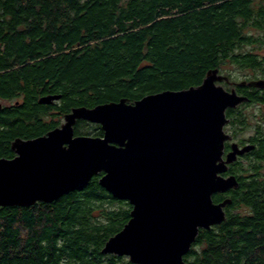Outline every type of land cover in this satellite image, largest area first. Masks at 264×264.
I'll use <instances>...</instances> for the list:
<instances>
[{
	"label": "trees",
	"instance_id": "1",
	"mask_svg": "<svg viewBox=\"0 0 264 264\" xmlns=\"http://www.w3.org/2000/svg\"><path fill=\"white\" fill-rule=\"evenodd\" d=\"M253 30L264 33V0H0V103L10 102L1 103L0 158L75 107L134 103L253 64L260 55L240 51L263 42ZM49 95L60 98L40 102ZM74 128L104 135L87 120ZM99 176L52 203L0 207V264H135L102 253L132 206ZM238 196L222 224L200 230L186 264H264V192Z\"/></svg>",
	"mask_w": 264,
	"mask_h": 264
},
{
	"label": "water",
	"instance_id": "2",
	"mask_svg": "<svg viewBox=\"0 0 264 264\" xmlns=\"http://www.w3.org/2000/svg\"><path fill=\"white\" fill-rule=\"evenodd\" d=\"M228 80L212 69L199 86L134 103L75 107L66 123L47 134L17 138L14 157L0 158V207L52 203L100 175L105 190L132 206L130 220L102 253L125 255L135 264H186L200 230L227 219L224 209L233 200L212 198L239 186L235 176H221L226 163L250 150L235 145L222 160L231 138L224 129L227 108L243 100L236 90L216 84ZM59 98L49 95L40 102ZM79 120L100 124L104 135H76Z\"/></svg>",
	"mask_w": 264,
	"mask_h": 264
},
{
	"label": "flooded vegetation",
	"instance_id": "3",
	"mask_svg": "<svg viewBox=\"0 0 264 264\" xmlns=\"http://www.w3.org/2000/svg\"><path fill=\"white\" fill-rule=\"evenodd\" d=\"M239 71H242L240 80H233L228 75V81L216 83L228 91L236 90L243 99L236 107L227 108L228 123L224 129L231 138L225 141L222 160L227 161L235 145L240 150L246 147H250V150L237 155L233 162L226 163L227 170L221 176H235L239 186L214 194L212 198L215 203L233 200L236 194L264 192V57L249 66L240 65ZM257 81L261 82L260 85H251V82ZM229 209V206L224 209L227 215Z\"/></svg>",
	"mask_w": 264,
	"mask_h": 264
},
{
	"label": "rangeland",
	"instance_id": "4",
	"mask_svg": "<svg viewBox=\"0 0 264 264\" xmlns=\"http://www.w3.org/2000/svg\"><path fill=\"white\" fill-rule=\"evenodd\" d=\"M252 34H255L257 37H260L263 40V42L262 43H255V44H252L251 46H245L243 48H240V51L243 49V52H252L254 54L260 55V57H264V33L253 30ZM239 70L240 69L235 65H228L226 70H224L225 72H223V74L227 75V76H228V74H231L233 80H240V76H242V71H239ZM1 103L6 105V104H9L10 102L9 101H2ZM64 122H65V119H64L62 124H64ZM231 204H233V203H231ZM235 210H237L240 213L244 212L243 208L242 209L239 208V209H235Z\"/></svg>",
	"mask_w": 264,
	"mask_h": 264
}]
</instances>
